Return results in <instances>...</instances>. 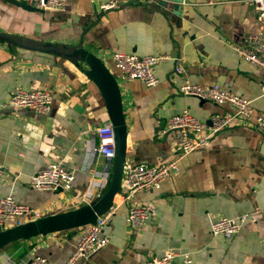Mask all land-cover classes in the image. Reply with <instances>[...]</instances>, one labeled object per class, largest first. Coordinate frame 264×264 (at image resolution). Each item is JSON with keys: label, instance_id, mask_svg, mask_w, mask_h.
Masks as SVG:
<instances>
[{"label": "crops", "instance_id": "1", "mask_svg": "<svg viewBox=\"0 0 264 264\" xmlns=\"http://www.w3.org/2000/svg\"><path fill=\"white\" fill-rule=\"evenodd\" d=\"M107 1L71 0L58 11L33 12L0 0V33L75 49L65 55L37 52L0 39V198L11 195L42 218L75 210L102 190L104 160L88 148L97 144L95 130L108 116L99 90L84 74L88 53L103 62L120 89L125 167L175 158L176 137L160 132L183 109L207 125L213 114L229 110L182 96L184 81L226 90L264 114V70L232 49L257 32L247 0H165L160 6L117 0L119 7L102 12ZM116 52L169 58L153 68L157 84L147 87L120 75L112 61ZM17 89L48 91L50 111L40 115L11 107ZM50 161L73 173L68 191L31 187L30 177ZM127 192L123 187L115 196L118 209L103 231L107 245L78 264H139L169 250L188 253L193 264H264V137L254 127L233 125L215 135L206 149L182 158L160 190L122 202ZM131 205L152 210L147 223L134 230L126 218ZM242 215L246 220L231 238L211 235L213 220ZM83 230L10 243L0 251V264L6 258L8 264H27L34 257L64 264Z\"/></svg>", "mask_w": 264, "mask_h": 264}, {"label": "built area", "instance_id": "2", "mask_svg": "<svg viewBox=\"0 0 264 264\" xmlns=\"http://www.w3.org/2000/svg\"><path fill=\"white\" fill-rule=\"evenodd\" d=\"M16 1L42 11H58L71 0ZM138 1L160 6L165 0ZM246 2L256 13L257 32L244 39L242 45H232V49L244 62L264 70V0H247ZM117 7H119L117 0H109L101 4L99 9L102 12H108ZM168 58L166 55L137 56L119 52L112 55L114 68L123 78L128 81H140L147 87L157 84L153 68ZM181 72V67L177 66L175 73L180 74ZM179 92L182 96L210 101L219 106H228L229 110L213 114L210 118V125L199 121L188 109H183L180 113L169 118L160 134L164 135L170 132L176 137L175 158L158 165L140 164L124 167L121 190L125 187L128 192L122 202H128L131 196L136 193L160 190L164 180L177 169L182 158L206 149L215 135L233 125L254 127L264 137V114H256L251 107V101L217 87L194 84L189 81H184L179 86ZM262 93L264 94V87H262ZM52 102L53 97L48 91L17 89L13 93L9 105L15 109L25 108L44 115L50 111ZM95 134L97 144L93 143L88 150L92 154L97 153L104 160L106 172L100 183V188H103L115 155L113 126L109 121L102 123L96 128ZM3 175L4 172L0 168V181ZM73 181V173L58 161H50L43 170L30 177L31 187L40 192L68 191L72 187ZM117 207L118 205L113 202L108 211L97 216L95 224L84 227L72 254L64 264H78L81 260H88L107 245L108 238L103 231L118 209ZM151 216L150 207L131 205L127 210L126 218L129 228L134 230L145 225ZM40 218L42 216L39 212L20 204L11 195L0 198V232ZM245 220V215L236 218H217L210 225V233L212 236L231 238L241 229ZM10 262L9 258L5 259V263ZM27 264L52 263L46 258L34 257ZM139 264H193V261L188 253L180 254L169 250L161 257L145 260Z\"/></svg>", "mask_w": 264, "mask_h": 264}, {"label": "water", "instance_id": "3", "mask_svg": "<svg viewBox=\"0 0 264 264\" xmlns=\"http://www.w3.org/2000/svg\"><path fill=\"white\" fill-rule=\"evenodd\" d=\"M7 1L27 11L42 12V10L16 0ZM0 39L8 41L15 46L37 52L54 51L62 55L75 52L73 48H54L51 45L31 42L4 33H0ZM81 54L84 55V53ZM83 63L86 67L84 74L99 90L105 102L108 121L113 126L115 155L112 160L109 176L101 192L89 203L75 210L43 217L12 229L2 230L0 232V251L13 242L25 241L37 236H47L53 233L93 225L96 222L97 216L109 210L113 205L115 196L121 191V181L125 167L127 133L120 89L115 76L100 59L88 53L85 55ZM57 192L60 193L62 191Z\"/></svg>", "mask_w": 264, "mask_h": 264}]
</instances>
